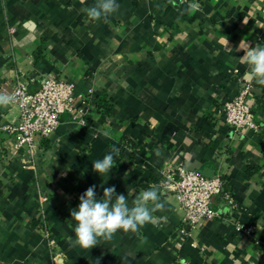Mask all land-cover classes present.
Instances as JSON below:
<instances>
[{
	"label": "crops",
	"instance_id": "0c3cea01",
	"mask_svg": "<svg viewBox=\"0 0 264 264\" xmlns=\"http://www.w3.org/2000/svg\"><path fill=\"white\" fill-rule=\"evenodd\" d=\"M93 3L0 0V93L18 77L34 90L54 75L86 113L84 125L62 116L35 163L0 130V264H264V86L243 83L236 51L242 39L264 43V0H117L108 22H89L81 9ZM244 88L257 133L224 123L223 103ZM17 114L0 109V128ZM112 145L117 165L102 177L92 162ZM186 163L221 176L234 206L214 198L220 217L184 236L169 195L141 229L147 241L118 231L90 250L69 243L88 187L99 199L115 186L131 204L165 167Z\"/></svg>",
	"mask_w": 264,
	"mask_h": 264
},
{
	"label": "built area",
	"instance_id": "2783aa9c",
	"mask_svg": "<svg viewBox=\"0 0 264 264\" xmlns=\"http://www.w3.org/2000/svg\"><path fill=\"white\" fill-rule=\"evenodd\" d=\"M30 86V82L22 77L15 79L11 94L17 100L10 106L16 107L17 120L2 125L0 130L7 136L13 155L22 154L29 163H35L41 154V142L53 134L62 116H69L72 121L84 125L86 113L76 105L74 86L63 79L46 75L37 89L31 90ZM248 97L249 89L244 88L222 105L224 123L236 134L247 129L260 131L255 122L254 103L249 102ZM157 185L163 191L162 197L174 196L181 212L180 234L184 236L188 235V230L220 217V213L212 208L214 198L234 206L221 176L206 177L198 171H187L183 164L165 167ZM252 232L251 227L245 230L246 234Z\"/></svg>",
	"mask_w": 264,
	"mask_h": 264
},
{
	"label": "clouds",
	"instance_id": "9594fccd",
	"mask_svg": "<svg viewBox=\"0 0 264 264\" xmlns=\"http://www.w3.org/2000/svg\"><path fill=\"white\" fill-rule=\"evenodd\" d=\"M117 0H94L90 6L81 11L89 22H108L110 16L119 10ZM228 45V41H227ZM232 50V49H231ZM236 51H243L241 63L247 66L243 83L264 86V43L254 46L241 40ZM17 100L15 95L0 93V109L7 108ZM107 137L108 133H104ZM120 155V149L112 145L110 151L102 159L92 162L93 171L100 176L108 175L117 165L114 157ZM163 191L159 185H150L141 190L129 203L124 194H117L115 186L103 188V196L97 198L96 185H92L79 196V205L71 210V219L75 221L74 238L69 243L81 249L90 250L100 241H111L118 231L133 233L147 241L141 235V229L155 220L157 211H164L166 201L162 200ZM97 264L99 262L97 261Z\"/></svg>",
	"mask_w": 264,
	"mask_h": 264
},
{
	"label": "water",
	"instance_id": "95a60500",
	"mask_svg": "<svg viewBox=\"0 0 264 264\" xmlns=\"http://www.w3.org/2000/svg\"><path fill=\"white\" fill-rule=\"evenodd\" d=\"M184 168L187 171H199L201 168V164L200 163H186L184 165ZM202 175L206 176V177H211L212 176V171L209 169H203L200 172Z\"/></svg>",
	"mask_w": 264,
	"mask_h": 264
},
{
	"label": "trees",
	"instance_id": "16d2710c",
	"mask_svg": "<svg viewBox=\"0 0 264 264\" xmlns=\"http://www.w3.org/2000/svg\"><path fill=\"white\" fill-rule=\"evenodd\" d=\"M97 108L100 110V108H102V105H98ZM264 130V129H263Z\"/></svg>",
	"mask_w": 264,
	"mask_h": 264
}]
</instances>
